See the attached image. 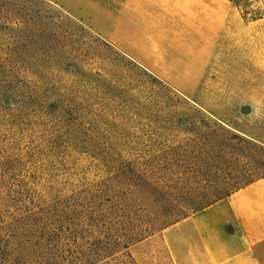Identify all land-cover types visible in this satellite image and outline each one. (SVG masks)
<instances>
[{"label": "rangeland", "instance_id": "1", "mask_svg": "<svg viewBox=\"0 0 264 264\" xmlns=\"http://www.w3.org/2000/svg\"><path fill=\"white\" fill-rule=\"evenodd\" d=\"M253 108L264 19L230 23L206 80L165 83L59 1L0 0V264H173L167 227L264 174ZM25 207L45 217L16 225Z\"/></svg>", "mask_w": 264, "mask_h": 264}, {"label": "crops", "instance_id": "2", "mask_svg": "<svg viewBox=\"0 0 264 264\" xmlns=\"http://www.w3.org/2000/svg\"><path fill=\"white\" fill-rule=\"evenodd\" d=\"M60 3L71 18L165 83L206 80L219 43L241 16L229 0ZM173 264H264V177L162 232Z\"/></svg>", "mask_w": 264, "mask_h": 264}, {"label": "trees", "instance_id": "3", "mask_svg": "<svg viewBox=\"0 0 264 264\" xmlns=\"http://www.w3.org/2000/svg\"><path fill=\"white\" fill-rule=\"evenodd\" d=\"M234 7L239 11V13L241 14L242 18L244 19V21L246 22H256L259 20L264 19V6L259 5V1L260 0H229ZM264 177V174H262L261 176L249 180L247 182L244 183H239L237 184V186L234 187V189L230 190L227 194H225L222 197H219L218 199H216L215 201L207 204L206 206L194 211L193 213H196L204 208H206L207 206L213 204L214 202H217L218 200H221L229 195H231L232 193L240 190L241 188L255 182L256 180L260 179ZM42 214H39L37 211H35L34 209H30V208H18V213L16 211L15 214H11L10 218L17 224H26V221L28 220H37L36 218L40 219V217L44 218L45 215L43 213V211L41 212ZM188 217V216H187ZM185 217V218H187ZM184 218V219H185ZM1 224H4V222L1 221ZM8 223H6L7 225ZM39 244H37L38 246ZM125 248L127 249L128 246H125ZM127 256L130 260L131 264H136L134 259L132 258V256L130 255V253H127ZM21 261H26V259L24 257H21L20 259ZM20 262V261H19ZM22 263V262H20ZM25 263V262H24ZM22 263V264H24Z\"/></svg>", "mask_w": 264, "mask_h": 264}, {"label": "clouds", "instance_id": "4", "mask_svg": "<svg viewBox=\"0 0 264 264\" xmlns=\"http://www.w3.org/2000/svg\"><path fill=\"white\" fill-rule=\"evenodd\" d=\"M251 114H254L257 120L264 119V111H260V110H257L256 108H253Z\"/></svg>", "mask_w": 264, "mask_h": 264}]
</instances>
